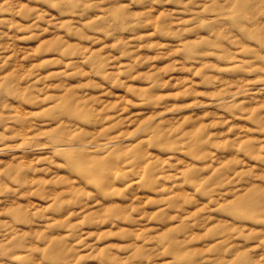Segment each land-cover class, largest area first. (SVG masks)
I'll use <instances>...</instances> for the list:
<instances>
[{"label":"clouds","instance_id":"obj_1","mask_svg":"<svg viewBox=\"0 0 264 264\" xmlns=\"http://www.w3.org/2000/svg\"><path fill=\"white\" fill-rule=\"evenodd\" d=\"M0 264H264V0H0Z\"/></svg>","mask_w":264,"mask_h":264},{"label":"rangeland","instance_id":"obj_2","mask_svg":"<svg viewBox=\"0 0 264 264\" xmlns=\"http://www.w3.org/2000/svg\"><path fill=\"white\" fill-rule=\"evenodd\" d=\"M157 64H159V61H157ZM162 68H167L168 65L167 64H164V65H161ZM101 238H103V234H101ZM114 239V238H113Z\"/></svg>","mask_w":264,"mask_h":264}]
</instances>
